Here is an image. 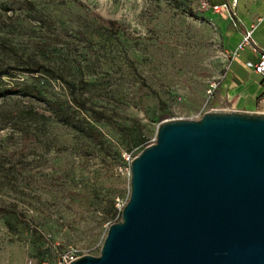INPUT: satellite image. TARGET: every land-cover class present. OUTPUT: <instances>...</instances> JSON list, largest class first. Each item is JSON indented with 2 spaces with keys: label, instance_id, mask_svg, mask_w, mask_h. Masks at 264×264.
<instances>
[{
  "label": "rangeland",
  "instance_id": "rangeland-1",
  "mask_svg": "<svg viewBox=\"0 0 264 264\" xmlns=\"http://www.w3.org/2000/svg\"><path fill=\"white\" fill-rule=\"evenodd\" d=\"M217 1L0 0V264L98 254L122 155L216 108L231 28L201 3Z\"/></svg>",
  "mask_w": 264,
  "mask_h": 264
},
{
  "label": "water",
  "instance_id": "water-1",
  "mask_svg": "<svg viewBox=\"0 0 264 264\" xmlns=\"http://www.w3.org/2000/svg\"><path fill=\"white\" fill-rule=\"evenodd\" d=\"M128 184L98 254L66 264H264V112L159 121Z\"/></svg>",
  "mask_w": 264,
  "mask_h": 264
},
{
  "label": "crops",
  "instance_id": "crops-1",
  "mask_svg": "<svg viewBox=\"0 0 264 264\" xmlns=\"http://www.w3.org/2000/svg\"><path fill=\"white\" fill-rule=\"evenodd\" d=\"M231 0H218L215 3ZM235 26L223 14L231 28L229 44L233 49L245 30L251 28L249 39L235 49L216 88V107L264 112L258 101L261 77L252 70L257 61L255 47L264 49V0H236L233 9Z\"/></svg>",
  "mask_w": 264,
  "mask_h": 264
},
{
  "label": "built area",
  "instance_id": "built-area-1",
  "mask_svg": "<svg viewBox=\"0 0 264 264\" xmlns=\"http://www.w3.org/2000/svg\"><path fill=\"white\" fill-rule=\"evenodd\" d=\"M235 4H236V0H231V1H223L220 3H212V4H206L205 2H202L201 6L202 8L208 9L209 11L215 13L219 12L224 14L229 19L231 25L235 26L236 23H235L234 11H233ZM250 31L251 28L243 32L241 39L232 49L231 56L234 55L235 49L240 48L249 39ZM254 50L257 55V61L253 64L252 70L261 77V81H260L261 91L258 97V101L261 105L264 106V49L255 47ZM215 87L216 85H212L211 89L208 92H211L212 89ZM122 156L126 161V165L123 167V170L127 173V175H129V161L132 159L133 156L128 153H124ZM122 206L123 203L115 199L114 207L117 213L116 217L120 215V210ZM77 256H79L77 251L75 249H72L71 247H68L64 251L58 254L53 264H66L68 261L76 258ZM41 264H48V263L44 261Z\"/></svg>",
  "mask_w": 264,
  "mask_h": 264
},
{
  "label": "trees",
  "instance_id": "trees-1",
  "mask_svg": "<svg viewBox=\"0 0 264 264\" xmlns=\"http://www.w3.org/2000/svg\"><path fill=\"white\" fill-rule=\"evenodd\" d=\"M33 71H37V69H34ZM54 116H55L54 118H56L57 121H60V122H62L64 124H68L69 126H73L69 122L70 121L69 116L67 114L61 113V110L55 112ZM113 203L114 202L111 201L109 203V207L112 210V212L114 213V212H116V209H115V207H113ZM0 213H1V208H0ZM118 219H119V216H117L115 220L117 221Z\"/></svg>",
  "mask_w": 264,
  "mask_h": 264
}]
</instances>
